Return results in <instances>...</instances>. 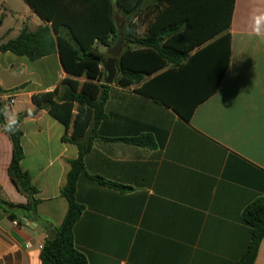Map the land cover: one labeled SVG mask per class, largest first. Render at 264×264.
<instances>
[{
	"label": "crops",
	"instance_id": "crops-1",
	"mask_svg": "<svg viewBox=\"0 0 264 264\" xmlns=\"http://www.w3.org/2000/svg\"><path fill=\"white\" fill-rule=\"evenodd\" d=\"M22 2L17 29L5 28L1 16L0 43L24 26L45 25ZM260 13L264 0L235 1L227 68L216 91L222 53L208 49L212 42L190 52L185 58L191 60L174 54V64L143 82L111 85L105 118L88 132L92 148L77 182L83 210L74 243L89 264H239L252 238L246 211L264 198V35L253 30ZM172 66L166 92L177 96V72H184L179 89L199 98L189 120L138 92ZM66 78L75 79L58 54L32 61L0 52V101L20 121V166L38 201L36 214L15 220L18 225L0 209V264H42L40 246L55 237L68 212L61 191L79 149L64 138L73 128L33 100ZM136 138L146 144L130 141ZM12 159L13 144L0 123V199L25 205L9 175ZM254 264H264V238Z\"/></svg>",
	"mask_w": 264,
	"mask_h": 264
},
{
	"label": "trees",
	"instance_id": "trees-1",
	"mask_svg": "<svg viewBox=\"0 0 264 264\" xmlns=\"http://www.w3.org/2000/svg\"><path fill=\"white\" fill-rule=\"evenodd\" d=\"M24 1L45 25L36 30L24 26L15 39L0 43V52H11L32 61L58 54L64 72L75 78H66L53 92L33 97L37 109H47L67 128H73L70 138L65 137L64 140L76 144L79 149V158L70 162L67 182L61 191L68 202V212L62 224L55 229V237L45 241L41 263L89 264L74 243V228L83 210L77 201L76 191L79 177L85 174V156L92 148L93 138L88 132L105 118V104L111 85L105 83L103 62L109 58L107 51L119 35L115 13L119 11L128 17L125 43H129L117 59L119 74L116 85L127 87L143 82L146 75L174 64V54L177 59H184L194 49L212 42L208 49L222 53L220 72L215 73L213 90L216 91L227 68L226 56L231 43L229 30L236 0ZM144 18L150 21L147 33L142 36L136 21ZM2 21L3 17H0V23ZM163 41L164 48L160 46ZM183 73L177 72V96L168 94L163 86L172 81L173 66L153 81L145 83L138 92L173 108L181 117L189 120L199 98L179 89L178 80ZM80 78L87 80L81 83L78 81ZM5 107L7 105L0 101L3 129L6 123L3 114ZM7 134L13 144L9 175L17 189L27 197L28 203L13 204L0 199V209L11 220L21 221L36 214L38 201L34 198L36 189L30 176L20 166L23 132L19 120L15 133ZM130 141L137 145L146 144L144 138ZM245 219L252 228V238L239 264H254L264 238V198H259L247 209Z\"/></svg>",
	"mask_w": 264,
	"mask_h": 264
},
{
	"label": "rangeland",
	"instance_id": "rangeland-1",
	"mask_svg": "<svg viewBox=\"0 0 264 264\" xmlns=\"http://www.w3.org/2000/svg\"><path fill=\"white\" fill-rule=\"evenodd\" d=\"M4 2L7 3V9L4 8V6H3ZM22 3H23L22 0H0V17L3 14L6 15L5 16V24H4L5 28L8 29L10 27H13V28L17 29L16 19L20 15L19 14L20 9L23 8L21 6ZM115 18H116L117 24L119 26V31L123 32L125 35L126 27L128 25V17L125 16L123 13L117 11L115 13ZM38 21L40 22V20H38ZM149 21H150V19L144 18V19L137 20L136 23H137L139 29L142 30V29L146 28ZM39 24H41V22ZM17 35H18V33L15 31V32L11 33V35L9 37H7V39L8 38H15Z\"/></svg>",
	"mask_w": 264,
	"mask_h": 264
},
{
	"label": "water",
	"instance_id": "water-1",
	"mask_svg": "<svg viewBox=\"0 0 264 264\" xmlns=\"http://www.w3.org/2000/svg\"><path fill=\"white\" fill-rule=\"evenodd\" d=\"M124 46L125 35L123 32L119 31V35L116 41L107 51L109 58L105 62H103L105 66V83L108 85L114 84L117 79V76L119 74V66L117 59L123 51Z\"/></svg>",
	"mask_w": 264,
	"mask_h": 264
},
{
	"label": "clouds",
	"instance_id": "clouds-1",
	"mask_svg": "<svg viewBox=\"0 0 264 264\" xmlns=\"http://www.w3.org/2000/svg\"><path fill=\"white\" fill-rule=\"evenodd\" d=\"M253 30L256 35H264V13L253 16ZM6 123L4 124L5 132L9 134L15 133L18 126V117L14 113H10L5 107L3 110Z\"/></svg>",
	"mask_w": 264,
	"mask_h": 264
},
{
	"label": "built area",
	"instance_id": "built-area-1",
	"mask_svg": "<svg viewBox=\"0 0 264 264\" xmlns=\"http://www.w3.org/2000/svg\"><path fill=\"white\" fill-rule=\"evenodd\" d=\"M13 103H14V101L12 100V98H10V100H9L8 104H9V105H13ZM14 223H15L16 225H18V222H17V221H15ZM26 247H27V248H29V247H30V245H29V244H27V245H26ZM40 248L42 249V248H43V246H40Z\"/></svg>",
	"mask_w": 264,
	"mask_h": 264
}]
</instances>
